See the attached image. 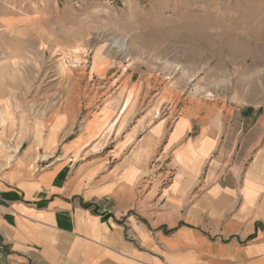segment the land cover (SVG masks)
<instances>
[{
  "label": "rangeland",
  "instance_id": "374dc122",
  "mask_svg": "<svg viewBox=\"0 0 264 264\" xmlns=\"http://www.w3.org/2000/svg\"><path fill=\"white\" fill-rule=\"evenodd\" d=\"M130 92L145 125L206 113L221 140L210 161L249 168L264 151V0H0V186L58 160L42 150L58 121L70 138ZM159 152L141 179L165 185L175 169Z\"/></svg>",
  "mask_w": 264,
  "mask_h": 264
},
{
  "label": "crops",
  "instance_id": "0c3cea01",
  "mask_svg": "<svg viewBox=\"0 0 264 264\" xmlns=\"http://www.w3.org/2000/svg\"><path fill=\"white\" fill-rule=\"evenodd\" d=\"M132 99L100 105L70 138L58 121L42 148L58 160L0 186V264H264V151L227 170L210 161L221 140L206 113L148 126ZM160 149L175 169L165 185L141 179Z\"/></svg>",
  "mask_w": 264,
  "mask_h": 264
},
{
  "label": "bare ground",
  "instance_id": "6f19581e",
  "mask_svg": "<svg viewBox=\"0 0 264 264\" xmlns=\"http://www.w3.org/2000/svg\"><path fill=\"white\" fill-rule=\"evenodd\" d=\"M17 63V62H16ZM11 157V156H10Z\"/></svg>",
  "mask_w": 264,
  "mask_h": 264
}]
</instances>
